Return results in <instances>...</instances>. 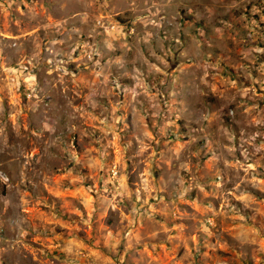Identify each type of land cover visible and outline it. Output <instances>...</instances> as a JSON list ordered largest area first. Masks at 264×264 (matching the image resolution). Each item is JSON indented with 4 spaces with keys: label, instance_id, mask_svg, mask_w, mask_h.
<instances>
[{
    "label": "rangeland",
    "instance_id": "1",
    "mask_svg": "<svg viewBox=\"0 0 264 264\" xmlns=\"http://www.w3.org/2000/svg\"><path fill=\"white\" fill-rule=\"evenodd\" d=\"M0 264H264V0H0Z\"/></svg>",
    "mask_w": 264,
    "mask_h": 264
}]
</instances>
